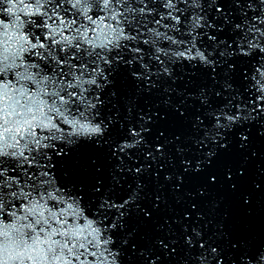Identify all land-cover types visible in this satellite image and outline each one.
<instances>
[{
	"label": "snow or ice",
	"instance_id": "snow-or-ice-1",
	"mask_svg": "<svg viewBox=\"0 0 264 264\" xmlns=\"http://www.w3.org/2000/svg\"><path fill=\"white\" fill-rule=\"evenodd\" d=\"M0 264H264V0H0Z\"/></svg>",
	"mask_w": 264,
	"mask_h": 264
},
{
	"label": "clouds",
	"instance_id": "clouds-1",
	"mask_svg": "<svg viewBox=\"0 0 264 264\" xmlns=\"http://www.w3.org/2000/svg\"><path fill=\"white\" fill-rule=\"evenodd\" d=\"M45 208H46V205H39V206H37V205L33 202L32 207L30 208V211L32 212L33 215H35L37 212H39V213H40V217H39V218H40V219H43V218H44V216H43V212H44V209H45ZM50 215L54 216L55 213L52 212V213H50ZM55 231H59V229H53V232H55ZM67 234H68L69 236H73V235H80L81 233H80V230H79V227H78V226H72V227L68 230ZM51 235H52V233H49V234L45 237V239H44L43 242H48V241H50V240H51ZM37 243H39V241H38ZM54 243H56V242L49 243V247L51 248V247L53 246ZM28 247L30 248V247H32V246L29 245ZM36 254H37V255H42V250L39 249L38 246H37V249H36Z\"/></svg>",
	"mask_w": 264,
	"mask_h": 264
}]
</instances>
